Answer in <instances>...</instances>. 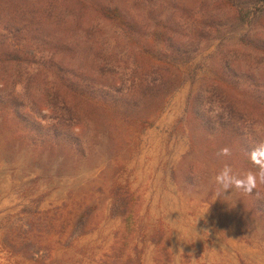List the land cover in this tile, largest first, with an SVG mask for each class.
Instances as JSON below:
<instances>
[{
    "label": "rangeland",
    "instance_id": "1",
    "mask_svg": "<svg viewBox=\"0 0 264 264\" xmlns=\"http://www.w3.org/2000/svg\"><path fill=\"white\" fill-rule=\"evenodd\" d=\"M213 50L181 66L188 82L145 127L106 114L78 123L79 153L43 143L54 114L35 112L40 94L20 85L28 128L0 113V264H264V206L253 205L264 184L218 194L225 163L249 170L217 156L218 142L191 150L186 101ZM116 184L136 198L130 227L111 215Z\"/></svg>",
    "mask_w": 264,
    "mask_h": 264
},
{
    "label": "trees",
    "instance_id": "2",
    "mask_svg": "<svg viewBox=\"0 0 264 264\" xmlns=\"http://www.w3.org/2000/svg\"><path fill=\"white\" fill-rule=\"evenodd\" d=\"M213 46L209 76L186 101L191 150L199 137L218 142L216 153L228 147L240 169L256 171L249 153L264 140V0H0V113L27 127L19 87L37 91L35 112L54 114L43 143L79 153L78 123L106 114L145 127L188 82L181 66ZM111 194V215L130 227L134 193L116 184Z\"/></svg>",
    "mask_w": 264,
    "mask_h": 264
},
{
    "label": "clouds",
    "instance_id": "3",
    "mask_svg": "<svg viewBox=\"0 0 264 264\" xmlns=\"http://www.w3.org/2000/svg\"><path fill=\"white\" fill-rule=\"evenodd\" d=\"M219 157L231 156V149L223 147L217 153ZM249 159L256 167V171H248L243 176L234 173L233 168L225 163L214 177L218 186V194H223L229 189L252 192L258 184H264V140L259 142L249 153Z\"/></svg>",
    "mask_w": 264,
    "mask_h": 264
}]
</instances>
